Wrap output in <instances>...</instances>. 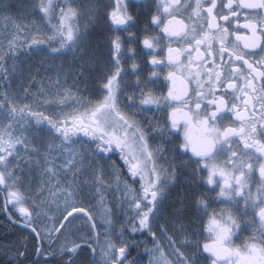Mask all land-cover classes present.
Returning a JSON list of instances; mask_svg holds the SVG:
<instances>
[{"label":"snow or ice","instance_id":"1","mask_svg":"<svg viewBox=\"0 0 264 264\" xmlns=\"http://www.w3.org/2000/svg\"><path fill=\"white\" fill-rule=\"evenodd\" d=\"M0 19V212L38 241L7 264H264V0Z\"/></svg>","mask_w":264,"mask_h":264},{"label":"flooded vegetation","instance_id":"2","mask_svg":"<svg viewBox=\"0 0 264 264\" xmlns=\"http://www.w3.org/2000/svg\"><path fill=\"white\" fill-rule=\"evenodd\" d=\"M154 115L156 120H161L164 116L163 113H155ZM152 117L153 113H149L148 118L151 119ZM0 204H2V201H0ZM25 237L27 238L26 240ZM37 243L38 241L33 233L24 228L22 224L13 223L8 219L7 215L0 212V264H7L8 256L4 254L6 248L23 247L26 244L31 255L35 256L34 246ZM49 243L43 241L45 249H48Z\"/></svg>","mask_w":264,"mask_h":264},{"label":"rangeland","instance_id":"3","mask_svg":"<svg viewBox=\"0 0 264 264\" xmlns=\"http://www.w3.org/2000/svg\"><path fill=\"white\" fill-rule=\"evenodd\" d=\"M8 2L12 3L13 5H22V4L26 3V2H28V0H8ZM2 27H3V20L0 19V28H2ZM48 74L52 75V73H48ZM39 75L41 77H43L45 75L44 71L41 70ZM37 86H39V85H37ZM117 155L119 156V154H117ZM45 223L49 224V226L51 224V222L48 221L47 219L45 220ZM73 225L75 226L73 228V231H75L76 228H79V227H81L83 225V221L82 220L73 221ZM57 227H59V225H57ZM41 228H43V225H41ZM80 234H82V232L81 233H77V235H80ZM101 239L103 240V237H101ZM45 242L48 243V242H51V241L50 240H45ZM147 261H148V258H147ZM147 261H146L145 264H147Z\"/></svg>","mask_w":264,"mask_h":264},{"label":"trees","instance_id":"4","mask_svg":"<svg viewBox=\"0 0 264 264\" xmlns=\"http://www.w3.org/2000/svg\"><path fill=\"white\" fill-rule=\"evenodd\" d=\"M117 154H118V153H117ZM117 154H116L115 156H113V159H115L119 164L122 165L123 162L120 160V157H119ZM137 187H139V185H137ZM149 247H151V245H149ZM141 250H143V245L141 246ZM135 254H136V253L134 252L133 255H135ZM147 258H148L147 256H144V258H143V259H144V264L146 263Z\"/></svg>","mask_w":264,"mask_h":264}]
</instances>
